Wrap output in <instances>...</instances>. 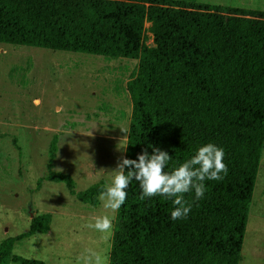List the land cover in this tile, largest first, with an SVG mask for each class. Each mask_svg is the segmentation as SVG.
I'll list each match as a JSON object with an SVG mask.
<instances>
[{
    "label": "trees",
    "instance_id": "obj_1",
    "mask_svg": "<svg viewBox=\"0 0 264 264\" xmlns=\"http://www.w3.org/2000/svg\"><path fill=\"white\" fill-rule=\"evenodd\" d=\"M209 11L166 0H0V45L137 61L126 83L131 112L123 158L159 148L171 156L165 168L171 171L204 144L224 149L228 175L205 181V196L187 219L172 221L171 200L141 201L138 184L129 185L115 213L110 264L240 260L264 149V13ZM44 180L64 183L82 203H93L103 190L74 193L69 176L52 171ZM193 196L185 199L191 203ZM49 224L50 216L39 214L25 233L4 239L0 264H45L11 249L46 234Z\"/></svg>",
    "mask_w": 264,
    "mask_h": 264
},
{
    "label": "rangeland",
    "instance_id": "obj_2",
    "mask_svg": "<svg viewBox=\"0 0 264 264\" xmlns=\"http://www.w3.org/2000/svg\"><path fill=\"white\" fill-rule=\"evenodd\" d=\"M166 1L225 15L264 13V0ZM136 67V60L124 58L0 45V244L25 233L31 218L50 216L42 239L23 238L11 253L17 249L16 256L45 264H77L89 248L108 254L111 236L105 240L86 227L92 217L106 214L99 195L82 203L64 183L44 176H69L74 193L110 183L107 170L124 153L126 141L120 140L131 112L126 83ZM238 264H264V149Z\"/></svg>",
    "mask_w": 264,
    "mask_h": 264
},
{
    "label": "clouds",
    "instance_id": "obj_3",
    "mask_svg": "<svg viewBox=\"0 0 264 264\" xmlns=\"http://www.w3.org/2000/svg\"><path fill=\"white\" fill-rule=\"evenodd\" d=\"M124 133L126 130L121 129ZM124 135L122 140L126 141ZM126 149V148H125ZM224 149L213 143H207L196 149L195 154L180 163L171 171H165L171 160L166 151L153 148L149 155L147 149L142 150L136 159L121 158L113 170H107L111 176L110 183L99 192L98 199L106 214L92 217L86 227L99 232L108 240L114 232L115 213L125 204L127 189L133 182L138 184L141 201L156 196L172 201L171 220L187 219L193 205L204 198L207 191L205 181H221L228 175V166L224 161ZM62 171V169H57ZM102 171H106L103 170ZM194 193L192 202L185 199L186 194ZM107 213H111L109 215ZM37 234L36 239H42ZM13 255H20L13 249ZM77 264H110V256L102 251L87 249L77 260Z\"/></svg>",
    "mask_w": 264,
    "mask_h": 264
}]
</instances>
